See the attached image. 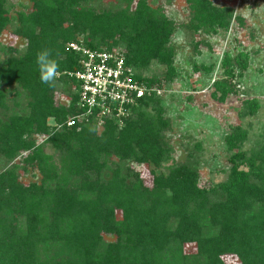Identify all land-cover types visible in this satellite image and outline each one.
<instances>
[{
  "label": "trees",
  "instance_id": "16d2710c",
  "mask_svg": "<svg viewBox=\"0 0 264 264\" xmlns=\"http://www.w3.org/2000/svg\"><path fill=\"white\" fill-rule=\"evenodd\" d=\"M117 1L97 8L96 0H29L13 18L0 0V38L14 21L12 34L26 41L23 53L7 47L0 62V156L19 158L0 172V264H228L226 257L264 264V145L250 156L234 155L228 180L210 189L198 185L188 164L153 172L152 187L132 168H157L169 158L163 135L169 123L156 92L175 75L178 23L147 0ZM186 2L192 32L230 28L232 8ZM70 43L93 52L119 49L136 81L154 88L137 99L122 126L113 120L98 126L96 116L78 121L87 110L79 105L75 76L82 56L67 50ZM42 50L58 64L49 83L41 82L36 64ZM154 62L166 67L162 80L143 75ZM249 65L244 51L224 55L219 69L226 79L214 81L212 99L224 104L236 96L227 80L233 68L245 72ZM245 103L250 114L258 111L256 100ZM35 136L45 137L43 143ZM246 139L235 128L226 144L236 150ZM47 144L58 160L45 153ZM20 168L37 172L39 181L22 183ZM192 243L197 253L185 254Z\"/></svg>",
  "mask_w": 264,
  "mask_h": 264
},
{
  "label": "rangeland",
  "instance_id": "374dc122",
  "mask_svg": "<svg viewBox=\"0 0 264 264\" xmlns=\"http://www.w3.org/2000/svg\"><path fill=\"white\" fill-rule=\"evenodd\" d=\"M153 7H160L165 14L178 23V30L172 39L176 56L174 59V77L163 84L158 97L164 109V118L169 123L163 132L167 148L168 160L159 167L154 165L133 164L134 171L139 173L146 186L152 187L153 172L157 175L168 174L176 165L188 164L196 170L200 187L210 189L228 180L232 169L231 159L237 153L250 156L264 145V0H211L218 6L230 7L234 11L231 26L228 30H218L217 34L198 33L188 29L192 10L186 0H147ZM117 0H96L97 8L116 5ZM29 0H7V8L14 18L26 11ZM241 17L240 23L236 18ZM16 24L10 23L0 38V62L8 58L7 47L17 48L23 53L26 41L12 34ZM250 56L249 69L240 72L233 68V76L228 82L235 85L237 95L231 96L224 104L215 102L211 93L213 83L218 79H226L219 69L224 55L234 57L239 52ZM216 64L213 72H207L204 66ZM166 67L153 63L146 77H165ZM63 94L60 100H66ZM11 98V96H10ZM9 98V99H10ZM256 100L259 109L250 114L245 101ZM10 103V102H9ZM12 105V103H10ZM48 124H55L53 119ZM239 128L247 133V139L236 150H229L227 136ZM101 132L102 128H98ZM36 144L43 143L45 137L35 136ZM46 154L58 160V154L50 144L45 145ZM13 163L0 156V172ZM244 168V167H242ZM17 170L19 180L28 185L38 182L40 176L33 175L27 168ZM196 244H186L187 255L197 253ZM228 264L239 263L236 257H226Z\"/></svg>",
  "mask_w": 264,
  "mask_h": 264
},
{
  "label": "built area",
  "instance_id": "2783aa9c",
  "mask_svg": "<svg viewBox=\"0 0 264 264\" xmlns=\"http://www.w3.org/2000/svg\"><path fill=\"white\" fill-rule=\"evenodd\" d=\"M67 50L81 53V70L75 75L80 82V106L86 112L77 117L81 122L85 117L96 116L98 126L113 120L122 126L131 114V108L138 106L137 99L154 88H146L135 79V71L126 67L119 49L107 52L90 51L78 43H70ZM158 95L160 91L156 92ZM73 125L74 121L68 123Z\"/></svg>",
  "mask_w": 264,
  "mask_h": 264
},
{
  "label": "clouds",
  "instance_id": "9594fccd",
  "mask_svg": "<svg viewBox=\"0 0 264 264\" xmlns=\"http://www.w3.org/2000/svg\"><path fill=\"white\" fill-rule=\"evenodd\" d=\"M36 64L39 69L40 80L42 83L54 81L58 74V64L53 58H51L48 50H42L37 54Z\"/></svg>",
  "mask_w": 264,
  "mask_h": 264
}]
</instances>
